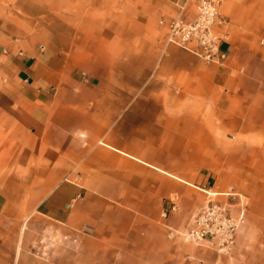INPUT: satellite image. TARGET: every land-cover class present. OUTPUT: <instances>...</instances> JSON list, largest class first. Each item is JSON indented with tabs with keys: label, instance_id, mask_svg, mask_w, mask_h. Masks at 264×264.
<instances>
[{
	"label": "crops",
	"instance_id": "0c3cea01",
	"mask_svg": "<svg viewBox=\"0 0 264 264\" xmlns=\"http://www.w3.org/2000/svg\"><path fill=\"white\" fill-rule=\"evenodd\" d=\"M217 1L222 64L173 0H0V264H264V0ZM210 201L228 250L181 236Z\"/></svg>",
	"mask_w": 264,
	"mask_h": 264
},
{
	"label": "built area",
	"instance_id": "2783aa9c",
	"mask_svg": "<svg viewBox=\"0 0 264 264\" xmlns=\"http://www.w3.org/2000/svg\"><path fill=\"white\" fill-rule=\"evenodd\" d=\"M177 8L167 22V41L205 61L220 63L227 53L221 48L226 41V19L217 0H173ZM174 206H171V209ZM242 214L235 216L217 201H210L193 211L181 236L193 243H208L218 250H228L234 243Z\"/></svg>",
	"mask_w": 264,
	"mask_h": 264
},
{
	"label": "rangeland",
	"instance_id": "374dc122",
	"mask_svg": "<svg viewBox=\"0 0 264 264\" xmlns=\"http://www.w3.org/2000/svg\"><path fill=\"white\" fill-rule=\"evenodd\" d=\"M2 80L0 79V82H1Z\"/></svg>",
	"mask_w": 264,
	"mask_h": 264
}]
</instances>
